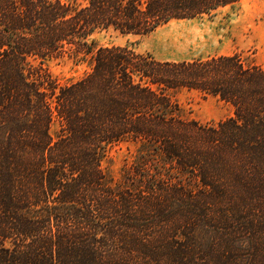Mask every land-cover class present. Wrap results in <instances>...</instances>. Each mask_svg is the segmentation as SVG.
I'll list each match as a JSON object with an SVG mask.
<instances>
[{
    "label": "trees",
    "instance_id": "trees-1",
    "mask_svg": "<svg viewBox=\"0 0 264 264\" xmlns=\"http://www.w3.org/2000/svg\"><path fill=\"white\" fill-rule=\"evenodd\" d=\"M241 2L0 0V264H264V66L97 38ZM66 57L90 70L59 82ZM180 90L234 114L187 118Z\"/></svg>",
    "mask_w": 264,
    "mask_h": 264
},
{
    "label": "rangeland",
    "instance_id": "rangeland-1",
    "mask_svg": "<svg viewBox=\"0 0 264 264\" xmlns=\"http://www.w3.org/2000/svg\"><path fill=\"white\" fill-rule=\"evenodd\" d=\"M97 38L101 45L129 46L158 59L193 60L236 53L245 61L264 66V0H242L213 15L173 20L148 35L109 30L99 32ZM48 64L61 83L80 78L91 66L88 60L78 62L69 57L51 60ZM174 98L185 117L201 122L218 123L234 114L231 105L215 96L203 97L196 91L180 90ZM126 153L125 149L113 151L104 166L118 176Z\"/></svg>",
    "mask_w": 264,
    "mask_h": 264
}]
</instances>
